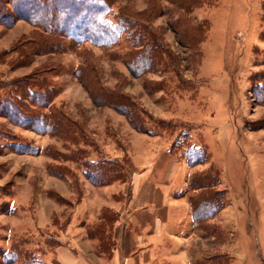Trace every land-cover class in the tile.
<instances>
[{"label": "rangeland", "instance_id": "374dc122", "mask_svg": "<svg viewBox=\"0 0 264 264\" xmlns=\"http://www.w3.org/2000/svg\"><path fill=\"white\" fill-rule=\"evenodd\" d=\"M202 1L186 14L160 0L150 26L161 59L141 65L139 76L124 62V35L110 48L58 38L57 52L37 46L39 32L25 20L0 24V113L2 100L23 88L31 99H21L14 123L0 115V264H57L60 242L86 246V235L109 234L116 213L108 206L123 196L90 181L83 157L118 156L133 168L142 156L135 135L145 132L173 143L185 160L189 149L203 150L206 162L194 169L220 179L224 210L215 240L199 243L202 264H264V0ZM146 5L113 0L110 8ZM183 17L191 29L176 26ZM77 71L129 95L143 131L97 106ZM41 83L48 108L33 99L45 94ZM33 121L36 130L27 128Z\"/></svg>", "mask_w": 264, "mask_h": 264}, {"label": "crops", "instance_id": "0c3cea01", "mask_svg": "<svg viewBox=\"0 0 264 264\" xmlns=\"http://www.w3.org/2000/svg\"><path fill=\"white\" fill-rule=\"evenodd\" d=\"M160 137L146 132L135 135L141 141L142 156L137 157L141 160L133 159V168L126 162L123 178L101 185L123 196L108 206L116 213L109 234L86 235V246L76 241L70 248L60 242L57 264H197L205 260L199 243L215 240V231L208 233L195 221L194 199L205 191H219L220 179L207 190L193 187V178L207 171L194 169L200 164L190 166L170 141L161 143ZM106 158L121 161L118 156ZM223 210L206 224L215 227Z\"/></svg>", "mask_w": 264, "mask_h": 264}, {"label": "trees", "instance_id": "16d2710c", "mask_svg": "<svg viewBox=\"0 0 264 264\" xmlns=\"http://www.w3.org/2000/svg\"><path fill=\"white\" fill-rule=\"evenodd\" d=\"M112 2L113 0H0V24L11 27L16 20H25L39 32L35 44L45 48L44 50L55 51L57 48V52L63 49L58 40L56 47L58 38H69L77 45L91 41L104 48H110L119 44L120 38L124 35L131 45L129 52L124 57V62L133 75L139 76L143 73L141 65L149 66L150 60L161 59L158 50L163 48L150 26L152 14L159 8L160 0H147V5L142 11L121 8L114 12L110 8ZM170 2L176 9L182 10L186 14L203 3L202 0H170ZM180 15L182 14L180 13ZM180 22L186 29H191V25L185 23L187 22L186 17H183L182 20L178 18L176 26H180ZM183 33L187 34V30L184 29ZM80 71H77L76 77L85 85L97 106L113 107L127 116L137 130H142L133 123L132 115L136 105L129 95L116 91L114 93L104 87H95L91 80L84 79ZM40 86L45 94L40 95L36 92L33 99L38 98L36 99L38 105L48 108L49 94L46 92L44 83H41ZM19 96L18 98L10 95L2 100L3 107L0 115L11 119V122H13L14 116L20 115V110L23 107L21 99L31 100L25 88L22 89ZM116 96L119 98V103L109 100V98H117ZM21 117L27 118L25 115H21ZM37 126L33 121L29 126L27 125V128L36 130ZM171 148H174L173 143ZM185 157L190 166L206 162L205 152L197 147L189 149ZM83 164L86 168L85 175L94 183L108 184L124 177L123 163L118 160L105 157L94 160L86 155L83 157ZM207 174L195 176L191 182L192 186L207 190L219 183L218 175H209L206 178ZM219 194L218 190L205 191L194 199V219L206 231L210 230L216 233L215 227L206 224V222L209 217L223 208ZM203 261H199L197 264H202Z\"/></svg>", "mask_w": 264, "mask_h": 264}]
</instances>
